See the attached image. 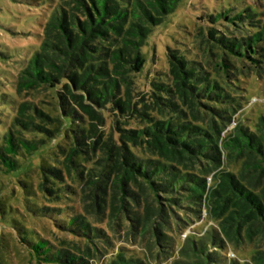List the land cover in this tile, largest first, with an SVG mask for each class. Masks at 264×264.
<instances>
[{
    "label": "trees",
    "instance_id": "trees-1",
    "mask_svg": "<svg viewBox=\"0 0 264 264\" xmlns=\"http://www.w3.org/2000/svg\"><path fill=\"white\" fill-rule=\"evenodd\" d=\"M50 1L40 45L25 48L21 61L3 53L18 75L0 68V226L16 234L31 263L91 264L107 236L84 212L69 211L70 182L87 185L100 213L112 187V215L129 210L128 197L141 205L138 187L153 198L145 199L143 225L159 244H169L174 209H205L216 224L190 235L173 264H264V250L249 261L227 256L264 233V113L226 131L245 108L237 92L245 68L264 69V20L232 8L201 23L214 71L170 47L165 64L154 55L147 68L149 37L183 0ZM227 22L234 33L219 32ZM150 217L160 219L151 225ZM47 222L66 238L60 244L45 237ZM3 255L4 242L7 264ZM110 260L134 264L121 252Z\"/></svg>",
    "mask_w": 264,
    "mask_h": 264
},
{
    "label": "rangeland",
    "instance_id": "rangeland-1",
    "mask_svg": "<svg viewBox=\"0 0 264 264\" xmlns=\"http://www.w3.org/2000/svg\"><path fill=\"white\" fill-rule=\"evenodd\" d=\"M54 6L56 3L54 1L51 3L50 0H0V68L12 70L14 67L12 62L3 57V53L13 56L14 60L21 61L23 58L21 54L25 48L30 47L34 51L33 49L40 45L44 25L48 21L50 10ZM232 8L233 15L248 9L254 11L257 19L264 20V0H183L178 9L167 17L162 25L156 27L149 37L144 47L147 68L152 67L154 55H156L158 65L165 64L166 53L170 47L172 50L183 52L189 59L197 62L198 67H203L208 71L217 69L215 54H212L200 42L202 39L200 36L201 23L207 22L217 14ZM218 28L221 33L227 32L226 28L232 33L235 30L228 22L224 23L223 27L219 26ZM5 61L7 62L5 63ZM235 64L240 69V64ZM12 71L13 75L17 77L18 69ZM244 73V76L239 78L240 84L237 92L246 97L245 108H238L233 116V123L226 131H230L236 126L235 121L242 120L249 123L251 119H257L264 113V69L258 73L259 75H256L254 70L246 68ZM11 81L14 82L16 79ZM2 88H5L9 93H15V89L9 83L3 82ZM33 98L34 96L27 97L25 94L19 97L20 100H32ZM47 100L45 99V101ZM11 119L9 120L11 121ZM1 127H3L2 122H0ZM22 132L26 134L25 131ZM25 137L31 138L28 135ZM225 166L226 168L229 166L230 170H237L238 168V166L232 165ZM28 181L31 180L28 179ZM35 181L38 182L36 179ZM78 181L70 182L76 189L66 201V204L72 208L69 211L72 213L84 212L107 236L106 240L100 241V247L103 251L102 254H99L101 259L91 260V264H109L110 257L113 258L119 252L125 255L127 260L133 259L134 264H136V260L141 261V264H173L174 261H179L183 257L185 241L190 235L203 237L210 227L216 225L211 221L208 222L205 209H202L200 214L192 211L180 213L174 209L173 213L170 214L171 216L168 217L174 230L170 233L172 237L169 239V244H159L152 228L143 225L146 220L144 219V217L146 218L145 199L148 196L149 201H153L149 194L146 196L145 191L142 192L138 187H131L133 192L139 195L141 205H138L133 197H128L127 208L129 210L120 215H116V213L112 215L110 205L116 192L110 187L107 194V208L100 213L99 209L95 211V207L91 204L87 185ZM83 181L86 182L84 179ZM18 205L21 208L24 206L23 203ZM150 206L152 207V204ZM27 216L29 217V215ZM137 217L141 219L139 225L135 222ZM150 218L151 225L154 224V220L159 221L160 219ZM47 223L49 227L46 229L45 237L51 239L55 245L60 244V239H66L64 235L58 232L55 225L50 224V222ZM34 226L37 230H41L40 223H34ZM16 237L15 233L0 226V244L4 242L3 258L7 260V264H37L30 262L28 251L18 243ZM257 250H264V233L253 242L243 243L238 251L229 249L227 256L249 261L252 254ZM211 251H216V249L211 247Z\"/></svg>",
    "mask_w": 264,
    "mask_h": 264
}]
</instances>
